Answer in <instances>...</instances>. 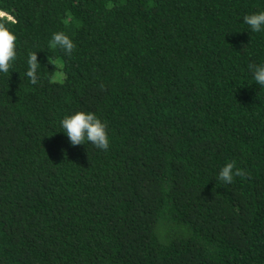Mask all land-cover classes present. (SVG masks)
<instances>
[{
  "label": "trees",
  "instance_id": "1",
  "mask_svg": "<svg viewBox=\"0 0 264 264\" xmlns=\"http://www.w3.org/2000/svg\"><path fill=\"white\" fill-rule=\"evenodd\" d=\"M264 0H0V264H264ZM64 32L67 55L50 40ZM37 53L36 84L26 73ZM106 124L72 146L65 115ZM230 161L244 177L219 180Z\"/></svg>",
  "mask_w": 264,
  "mask_h": 264
},
{
  "label": "clouds",
  "instance_id": "2",
  "mask_svg": "<svg viewBox=\"0 0 264 264\" xmlns=\"http://www.w3.org/2000/svg\"><path fill=\"white\" fill-rule=\"evenodd\" d=\"M244 22L253 32L264 29V11L255 12L244 16ZM16 36L9 30L5 23H0V72L7 74L16 59ZM50 45L58 47L65 54L71 55L76 45L64 32L52 34ZM38 56L30 53L27 64V77L32 84L38 81ZM253 78L257 85L264 86V63L249 65ZM64 133L67 135L72 146L84 145L85 142L92 143L96 148L107 151L109 149V136L106 124L97 117L95 113L76 111L74 114L65 115L60 121ZM243 169L236 167L235 161L227 162L219 172V180L231 184L234 177H244Z\"/></svg>",
  "mask_w": 264,
  "mask_h": 264
}]
</instances>
